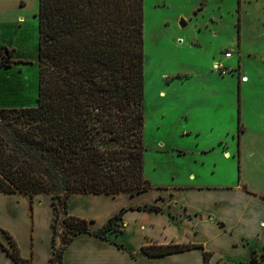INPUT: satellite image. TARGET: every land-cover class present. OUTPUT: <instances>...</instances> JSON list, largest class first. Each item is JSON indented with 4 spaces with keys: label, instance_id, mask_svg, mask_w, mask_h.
<instances>
[{
    "label": "trees",
    "instance_id": "obj_1",
    "mask_svg": "<svg viewBox=\"0 0 264 264\" xmlns=\"http://www.w3.org/2000/svg\"><path fill=\"white\" fill-rule=\"evenodd\" d=\"M38 19L37 104L0 107V193L53 195L57 219L72 232L61 239L54 223V240H62L61 250L54 249L57 262L76 234L102 236L127 209L95 229L92 220L63 216L70 195H136L152 188L144 170V0H39ZM12 54L7 46L0 49V68L16 62ZM130 207L161 210L155 204ZM7 237L9 253L32 264ZM194 247L202 245H145L143 251L163 255ZM211 256L205 252V264ZM244 264H264V253Z\"/></svg>",
    "mask_w": 264,
    "mask_h": 264
},
{
    "label": "rangeland",
    "instance_id": "obj_2",
    "mask_svg": "<svg viewBox=\"0 0 264 264\" xmlns=\"http://www.w3.org/2000/svg\"><path fill=\"white\" fill-rule=\"evenodd\" d=\"M38 11L39 0H0V49L9 47L16 61L0 68V107L37 104ZM227 50L232 56L225 60ZM144 54V170L151 189L166 195L162 188L189 179L231 186L242 168L260 184L254 170L264 168V0H144ZM46 200L53 206L52 194ZM124 222L123 215L102 236H75L114 241ZM54 223L61 239L70 237L55 212Z\"/></svg>",
    "mask_w": 264,
    "mask_h": 264
},
{
    "label": "crops",
    "instance_id": "obj_3",
    "mask_svg": "<svg viewBox=\"0 0 264 264\" xmlns=\"http://www.w3.org/2000/svg\"><path fill=\"white\" fill-rule=\"evenodd\" d=\"M254 174L262 185L250 174L246 176L242 168L239 179L231 186L198 183L188 178L162 188L166 195L151 188L136 195L105 193L98 199L88 196L89 193H77L69 204V213L92 220L95 229L123 207L149 205L147 199L156 198L153 204L161 210L127 211L123 231L114 241L90 234L75 236L57 262L52 259L54 249L61 250L62 241L60 237L54 240V209L46 200L49 194L39 193L31 199L22 193L1 192L0 233L10 234L21 256L32 264H205V252H212L209 264H244L264 250V168L258 165ZM0 239V264H21L3 246L9 245L8 237L0 235ZM155 244L202 247L163 255L143 251V246Z\"/></svg>",
    "mask_w": 264,
    "mask_h": 264
},
{
    "label": "built area",
    "instance_id": "obj_4",
    "mask_svg": "<svg viewBox=\"0 0 264 264\" xmlns=\"http://www.w3.org/2000/svg\"><path fill=\"white\" fill-rule=\"evenodd\" d=\"M232 56V52H230L229 50H227L225 52V60H227L228 58H230ZM215 67L216 69L222 74V73H225V66H224V63L223 62H217L215 63ZM243 78L246 77V76H242Z\"/></svg>",
    "mask_w": 264,
    "mask_h": 264
},
{
    "label": "water",
    "instance_id": "obj_5",
    "mask_svg": "<svg viewBox=\"0 0 264 264\" xmlns=\"http://www.w3.org/2000/svg\"><path fill=\"white\" fill-rule=\"evenodd\" d=\"M180 23H181L182 26H185L187 24L184 19H181Z\"/></svg>",
    "mask_w": 264,
    "mask_h": 264
}]
</instances>
